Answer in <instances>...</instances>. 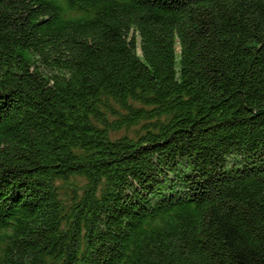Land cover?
I'll list each match as a JSON object with an SVG mask.
<instances>
[{
    "label": "trees",
    "instance_id": "obj_1",
    "mask_svg": "<svg viewBox=\"0 0 264 264\" xmlns=\"http://www.w3.org/2000/svg\"><path fill=\"white\" fill-rule=\"evenodd\" d=\"M0 264H264V0H0Z\"/></svg>",
    "mask_w": 264,
    "mask_h": 264
},
{
    "label": "rangeland",
    "instance_id": "obj_2",
    "mask_svg": "<svg viewBox=\"0 0 264 264\" xmlns=\"http://www.w3.org/2000/svg\"><path fill=\"white\" fill-rule=\"evenodd\" d=\"M138 129H139V125L136 126V127L131 128V129H123V130H120L119 132H116V133H118V135H122V134H125V133L135 134V132Z\"/></svg>",
    "mask_w": 264,
    "mask_h": 264
}]
</instances>
